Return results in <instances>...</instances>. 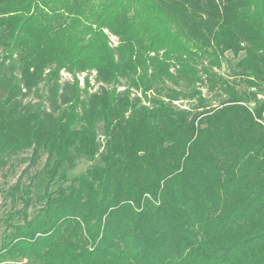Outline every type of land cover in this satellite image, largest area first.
<instances>
[{"label":"trees","instance_id":"1","mask_svg":"<svg viewBox=\"0 0 264 264\" xmlns=\"http://www.w3.org/2000/svg\"><path fill=\"white\" fill-rule=\"evenodd\" d=\"M263 89L264 0H0V264H264Z\"/></svg>","mask_w":264,"mask_h":264},{"label":"rangeland","instance_id":"2","mask_svg":"<svg viewBox=\"0 0 264 264\" xmlns=\"http://www.w3.org/2000/svg\"><path fill=\"white\" fill-rule=\"evenodd\" d=\"M226 59L231 60V56L228 55ZM232 63H234L233 60H232ZM227 71H228L227 63L224 61L221 73H226ZM61 76H62L61 83L67 80H71V77L65 72H61ZM85 76L86 74L79 75L81 85L83 84V78ZM93 77H94V73L91 74L89 79L91 81L92 91H95L97 89V85L95 84ZM203 94L206 97H209V99H213L212 97H210L209 94L205 92V90H203ZM29 99H31V97L27 98V100ZM178 104L182 107L184 106L187 107L189 105V103H187L186 101L184 103L178 102ZM30 156H31V151H25L17 155L16 157L12 158L9 164L4 169L0 170V218L3 217L5 213L9 210V207L3 202L2 192L7 190L10 186H13L17 182L18 178L21 179V182L27 181L30 175H33L37 171H40L42 167L44 166L46 156L42 155L40 159L37 160V162L33 166H31L26 173V170L29 167L28 158ZM87 165L88 164L86 162L82 160H78L77 162L73 164L72 167L67 168V173L69 175L78 174L81 171H83Z\"/></svg>","mask_w":264,"mask_h":264},{"label":"crops","instance_id":"3","mask_svg":"<svg viewBox=\"0 0 264 264\" xmlns=\"http://www.w3.org/2000/svg\"><path fill=\"white\" fill-rule=\"evenodd\" d=\"M255 92L257 93V99L259 101H264V89L262 91H255Z\"/></svg>","mask_w":264,"mask_h":264}]
</instances>
